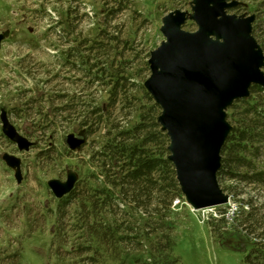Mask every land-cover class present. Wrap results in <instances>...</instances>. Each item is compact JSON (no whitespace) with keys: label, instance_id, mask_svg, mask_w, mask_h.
<instances>
[{"label":"trees","instance_id":"1","mask_svg":"<svg viewBox=\"0 0 264 264\" xmlns=\"http://www.w3.org/2000/svg\"><path fill=\"white\" fill-rule=\"evenodd\" d=\"M114 1L120 4L106 8L94 34L72 22L63 28L67 46L58 63L68 75L53 67L47 82H63L24 102L25 115L38 118L29 136L45 140L36 160L57 170L64 158L78 155L74 188L56 199L55 208L44 206L46 214L29 221L28 231L53 219L49 255L58 264H182L175 216L186 197L170 158L171 138L159 120L163 108L145 86L150 51L137 39L148 19L130 1ZM246 5L264 52V0ZM127 10L129 18L114 22ZM27 56L21 68L38 71L36 54ZM226 119L231 128L217 179L239 213L229 224L219 206L209 230L222 246L245 251L244 264H264V84H252L247 96L234 100ZM74 128L86 136L79 152L60 141V130ZM0 264L26 263L20 249H6Z\"/></svg>","mask_w":264,"mask_h":264},{"label":"rangeland","instance_id":"2","mask_svg":"<svg viewBox=\"0 0 264 264\" xmlns=\"http://www.w3.org/2000/svg\"><path fill=\"white\" fill-rule=\"evenodd\" d=\"M128 1L148 19L138 33L137 39L148 46L150 56L151 51L167 40L162 29L170 15L180 16V20L175 21L173 29L193 33L199 28L194 19L196 0ZM254 1L227 0L225 10L238 17L254 18V13H249L245 9L246 4H252ZM119 4L114 0H0V32L10 31L9 37L3 41L0 49V111L1 108H5L11 122L19 131L37 142L29 151H19L17 145L2 133L0 119V251L20 249L26 264H58L56 255H49L53 219L45 221L43 227L35 231H28V223L36 216L46 214L44 206L56 207L58 198L54 196L47 181L50 178L65 179L69 169H76L78 155L74 153L72 157L64 158L60 167L55 166L57 170L53 165L46 166L36 160V153L40 148H44L45 140L38 142L36 136H29L28 133H33V123L38 118L32 117V112L29 114L28 110L25 115L24 102L56 82L58 84L63 82L58 78L49 85L47 78L52 72L49 70L53 67L61 76L68 75L58 63L62 58V51L67 46L61 35L66 32L63 28L72 22L79 25V31L94 34L98 23L104 18L106 8H115ZM129 12L123 11L114 22L129 18ZM74 16H77L78 20ZM211 34L213 39L223 40L219 35ZM38 43L42 48L37 52L29 48ZM30 53L36 54L34 57L35 61L39 62V70L27 73L21 68L20 63H24L23 59H29L27 54ZM70 132L78 133L79 130L75 128L68 131L60 130L62 143H65L66 135ZM5 152L13 153L22 159L23 178L20 183L14 177L13 169L8 167L2 158ZM225 195L228 201L221 207L229 204L235 206L238 203L228 193ZM30 206L33 211L29 213ZM218 208L219 206H217L219 213ZM213 212L206 209L197 210L187 199L186 204L179 205L175 216L177 227L175 253L182 264H244L245 251L222 246L211 235L208 219ZM228 216V223L231 224L233 212Z\"/></svg>","mask_w":264,"mask_h":264},{"label":"water","instance_id":"3","mask_svg":"<svg viewBox=\"0 0 264 264\" xmlns=\"http://www.w3.org/2000/svg\"><path fill=\"white\" fill-rule=\"evenodd\" d=\"M227 0H196V32L173 29L180 16L170 15L162 31L167 38L149 58L151 75L145 86L163 110L159 120L171 138V155L182 191L197 210L221 206L228 201L219 185L221 148L231 125L227 107L247 96L252 84H264V54L252 34L253 18L238 17L225 10ZM215 33L222 41L210 40ZM10 31L0 32V49ZM2 133L29 151L37 142L22 134L1 108ZM86 142L83 131L70 132L65 143L79 152ZM2 158L20 183L22 159L5 152ZM78 173L69 169L65 179L50 178L54 196L62 198L74 188Z\"/></svg>","mask_w":264,"mask_h":264},{"label":"built area","instance_id":"4","mask_svg":"<svg viewBox=\"0 0 264 264\" xmlns=\"http://www.w3.org/2000/svg\"><path fill=\"white\" fill-rule=\"evenodd\" d=\"M179 202V200H176L175 201V204L176 203H178ZM226 213H225V216H226V218L229 220V216H228V214L229 213H231V212H233V216L231 217V221H233L234 220V218L238 215V213H239V205H238V203L235 205V206H230V204L229 205H227L226 207ZM209 210V211H214L213 213H212V215H215V216H217L219 213L217 212V206H214V207H207V208H204L203 210ZM229 211H231V212H229ZM229 222V221H228Z\"/></svg>","mask_w":264,"mask_h":264},{"label":"bare ground","instance_id":"5","mask_svg":"<svg viewBox=\"0 0 264 264\" xmlns=\"http://www.w3.org/2000/svg\"><path fill=\"white\" fill-rule=\"evenodd\" d=\"M211 36H212V34H210V40H212V41H218V40L213 39Z\"/></svg>","mask_w":264,"mask_h":264},{"label":"flooded vegetation","instance_id":"6","mask_svg":"<svg viewBox=\"0 0 264 264\" xmlns=\"http://www.w3.org/2000/svg\"><path fill=\"white\" fill-rule=\"evenodd\" d=\"M8 113V112H7Z\"/></svg>","mask_w":264,"mask_h":264}]
</instances>
